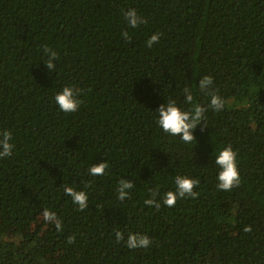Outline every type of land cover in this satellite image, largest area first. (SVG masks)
Segmentation results:
<instances>
[{
	"label": "trees",
	"instance_id": "1",
	"mask_svg": "<svg viewBox=\"0 0 264 264\" xmlns=\"http://www.w3.org/2000/svg\"><path fill=\"white\" fill-rule=\"evenodd\" d=\"M130 8L147 23L130 28ZM204 76L220 111L198 88ZM66 86L80 90L73 113L55 102ZM185 87L207 108L189 144L157 112L169 100L191 109ZM4 130L15 147L0 158V220L13 232L0 231V264H264V0H0ZM229 145L241 181L221 190L215 160ZM101 162L105 174L90 175ZM178 175L199 181L198 196L167 207ZM121 179L134 185L123 201ZM153 191L159 209L145 204ZM129 234L152 243L129 249Z\"/></svg>",
	"mask_w": 264,
	"mask_h": 264
},
{
	"label": "clouds",
	"instance_id": "2",
	"mask_svg": "<svg viewBox=\"0 0 264 264\" xmlns=\"http://www.w3.org/2000/svg\"><path fill=\"white\" fill-rule=\"evenodd\" d=\"M124 18L127 25L130 28H136L141 24H146L141 15L138 14L135 8H130L124 12ZM162 34L156 33L151 35L147 42V46L150 48L154 43H158ZM122 36L125 39H129L128 32H123ZM45 53L48 56L45 62L46 67L51 71L55 68L54 61L57 59V53L45 48ZM213 78L211 76H204L199 80L198 88L200 91L210 95L209 107L214 111H220L224 108L225 101L212 90ZM184 103L192 105L191 109L184 110L178 106L175 100H169L167 104H161L157 110L159 114L158 124L165 133L172 136H179L185 144L191 143L195 140L193 135L194 129L201 121H204L205 112L207 108L194 103L193 92L190 88H184ZM80 95V90L73 89L72 87H64L63 90L55 96V102L59 106V109L65 113H73L78 110L81 104V100L77 97ZM12 141V133L8 130L0 132V158H6L12 155L14 144ZM237 152L233 150L232 146L224 148L220 151L216 157L215 164L219 166L220 171L218 174V188L221 190H231L233 187L240 185V173L237 167ZM108 167L106 162H101L93 165L89 169V174L92 176H103L105 170ZM199 184L198 180L176 176L175 178V191H168L164 194L163 204L167 207H174L178 199H183L186 196L195 198L198 193L194 191V188ZM134 187L132 181L121 179L120 186L118 188V199L123 201L129 195V189ZM65 194L72 198V202L79 206V209L83 211L88 207V195L84 191H77L72 187L65 188ZM158 193L153 191L152 198L145 200V204L154 206L156 209L161 207V203L157 201ZM44 219L49 222H54L58 230L61 229V223L56 217L55 213L48 211L43 212ZM245 232H250L251 227H245ZM118 241L123 240L124 237L121 233H116ZM75 237H69L68 243H73ZM151 239L146 235L129 234L126 240V246L129 249L148 248L151 245Z\"/></svg>",
	"mask_w": 264,
	"mask_h": 264
},
{
	"label": "rangeland",
	"instance_id": "3",
	"mask_svg": "<svg viewBox=\"0 0 264 264\" xmlns=\"http://www.w3.org/2000/svg\"><path fill=\"white\" fill-rule=\"evenodd\" d=\"M233 218H228L226 219V223L229 225V226H232L233 225ZM34 227V225H29L27 227V231H30L32 228ZM0 231L1 232H4L5 234H7L8 236H11L12 235V232H13V227L12 225L9 223L8 220H0Z\"/></svg>",
	"mask_w": 264,
	"mask_h": 264
}]
</instances>
